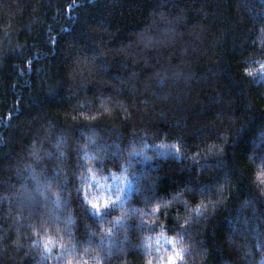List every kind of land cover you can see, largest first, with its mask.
Wrapping results in <instances>:
<instances>
[{
  "label": "trees",
  "instance_id": "16d2710c",
  "mask_svg": "<svg viewBox=\"0 0 264 264\" xmlns=\"http://www.w3.org/2000/svg\"><path fill=\"white\" fill-rule=\"evenodd\" d=\"M261 64L264 0H0V264H264Z\"/></svg>",
  "mask_w": 264,
  "mask_h": 264
},
{
  "label": "rangeland",
  "instance_id": "374dc122",
  "mask_svg": "<svg viewBox=\"0 0 264 264\" xmlns=\"http://www.w3.org/2000/svg\"><path fill=\"white\" fill-rule=\"evenodd\" d=\"M131 184L132 180L130 177L126 178L119 173H114L112 176L105 177L104 179H92L90 181L88 200L93 203L99 202L101 205H103L102 200H106L112 197L113 193L115 192L114 190L117 188H119V191L117 192V194L119 195L118 199H124L126 193H128V191L130 190L129 188ZM90 204L92 205V203ZM163 243L164 240H160L157 246H160Z\"/></svg>",
  "mask_w": 264,
  "mask_h": 264
},
{
  "label": "snow or ice",
  "instance_id": "6c2138e0",
  "mask_svg": "<svg viewBox=\"0 0 264 264\" xmlns=\"http://www.w3.org/2000/svg\"><path fill=\"white\" fill-rule=\"evenodd\" d=\"M244 71L246 74L251 75L254 70L251 68H245ZM260 71L264 72V64L260 65ZM89 203H92V207L97 209V210H99L101 208V204L99 202L93 203V202L89 201ZM110 203L111 202L109 200H104L103 207H105V208L109 207ZM45 247H47V245H45ZM182 260H183L182 251L177 250L173 255H170L168 257L167 264H179V262Z\"/></svg>",
  "mask_w": 264,
  "mask_h": 264
},
{
  "label": "clouds",
  "instance_id": "9594fccd",
  "mask_svg": "<svg viewBox=\"0 0 264 264\" xmlns=\"http://www.w3.org/2000/svg\"><path fill=\"white\" fill-rule=\"evenodd\" d=\"M255 71V70H254Z\"/></svg>",
  "mask_w": 264,
  "mask_h": 264
}]
</instances>
